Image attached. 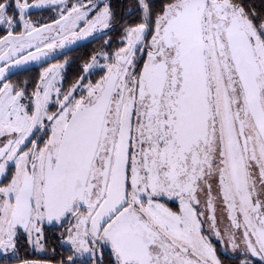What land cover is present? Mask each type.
I'll list each match as a JSON object with an SVG mask.
<instances>
[{"label":"snow or ice","instance_id":"1","mask_svg":"<svg viewBox=\"0 0 264 264\" xmlns=\"http://www.w3.org/2000/svg\"><path fill=\"white\" fill-rule=\"evenodd\" d=\"M101 3L0 0V255L21 234L43 249L47 223L71 252L61 264H105V251L108 264H222L213 240L264 260V13L137 0L124 46L93 56L70 88L63 64L31 92L8 80L109 30ZM48 5L62 6L52 24L26 18Z\"/></svg>","mask_w":264,"mask_h":264},{"label":"flooded vegetation","instance_id":"2","mask_svg":"<svg viewBox=\"0 0 264 264\" xmlns=\"http://www.w3.org/2000/svg\"><path fill=\"white\" fill-rule=\"evenodd\" d=\"M72 1L74 0H67V4L73 3ZM27 2L29 4L38 3V1L36 0H27ZM109 2L110 0H103V3H101L100 6H104L105 3L110 4ZM85 3H87V0H85ZM46 8L52 9V13L50 12L48 16L39 15L38 20L33 18L34 13L43 11V9H46ZM59 9H60L59 5L58 6L48 5V6H44L40 8H33L28 13L26 18L31 20L37 26H41L45 24H52L53 21L59 18V14H58ZM53 13H55L56 16H52ZM114 24L115 23L112 22L110 29L114 27ZM21 30H22V27H18L16 29L17 32ZM109 30H105L101 38L90 41L70 51L65 50V46L68 43H66L64 47L57 46L53 51H51L48 54L47 57H43L41 60H37V61H30V67L28 68L18 71L16 73L13 72V69H14L13 68L11 70V74L8 75V80L12 82L13 84L21 86V87H23L26 82L27 89L29 92H31L35 88L37 82L39 81L40 74L44 71V69L50 67L51 65H53V63L57 62V63H62L64 65L63 69L60 70L59 76H60V84L66 90L70 88L82 75H85L83 72V65L86 63H90L93 56L97 57V60L99 61L100 64L105 63L104 60H100L102 58L100 56V52H97V51H95L90 57H88V60L86 59L87 60L86 62L79 63V64L72 62V54L75 51L93 48L94 47L93 45H95V42L107 36ZM4 35H6V32L0 31V37H3ZM101 74L102 73H100L96 69H93L92 74L90 75L89 78L95 80V79H98ZM219 226L223 228V224H220ZM43 230H44L43 249H39L35 247L33 244L29 242V239L26 235L21 234L17 242V249H16L15 254L9 253L6 256L0 255V260L3 257L7 259L6 261L11 260V262H4L3 264H11L15 262H21L24 260L47 261V262H52L55 264H60L62 261H67V257L71 254V252L69 251L68 246L62 245L58 239V234L62 232L63 229L56 225H48L46 223L43 226ZM213 242L220 247H224V246L228 247L230 256L232 252H235L237 250V249L233 250L231 247V244L228 243L226 240L221 243H217L215 240H213ZM241 248L239 250H241ZM223 253L227 254L228 252L225 251ZM229 253L227 255H229ZM233 254L234 256L238 255V253L236 254L233 253ZM234 256L232 255V257ZM248 256L252 257L255 260L262 261V259L259 256H252L250 253H248ZM108 260H109V256H108L107 251H105L104 253L105 264H108ZM77 264H80V260H77Z\"/></svg>","mask_w":264,"mask_h":264},{"label":"trees","instance_id":"3","mask_svg":"<svg viewBox=\"0 0 264 264\" xmlns=\"http://www.w3.org/2000/svg\"><path fill=\"white\" fill-rule=\"evenodd\" d=\"M167 2V0H151L152 6L155 11H159L162 7V4ZM110 7L114 13L113 22L114 27H112L107 36L95 42L94 47L91 49H82L80 51H75L72 54L73 63H84L88 60L95 51L100 52L104 51H115L116 49L123 47L124 45L120 43V40L123 36V29L126 25H135L141 22V13L138 8L137 0H110ZM242 3L246 7L254 8L257 12L264 13V0H242ZM14 4V0H13ZM129 10H132L131 12ZM52 13V9L46 8L43 11H39L33 14L34 19H39L38 16H48L49 13ZM52 16H56L53 13ZM110 39V44L105 46V41ZM88 52V53H86ZM85 55V56H84ZM87 57V58H86ZM87 59V60H86ZM220 247V246H219ZM244 254H239L237 256H230L222 253L220 260L222 264H240V260L244 258ZM6 258L0 260V264L4 262H11V260L6 261Z\"/></svg>","mask_w":264,"mask_h":264},{"label":"water","instance_id":"4","mask_svg":"<svg viewBox=\"0 0 264 264\" xmlns=\"http://www.w3.org/2000/svg\"><path fill=\"white\" fill-rule=\"evenodd\" d=\"M104 34V32H95L93 33L92 35L88 36V37H83L81 39H78L72 43H68L66 46H65V50L66 51H70V50H73L79 46H82L90 41H93L95 39H98V38H101L102 35ZM30 67V61L27 62L26 64L24 65H19L17 66L16 68L13 69V72L16 73L18 71H21L23 69H26ZM24 262H28V264H55V263H52V262H47V261H39V260H24V261H21V262H15V263H11V264H24ZM61 264V263H60Z\"/></svg>","mask_w":264,"mask_h":264},{"label":"rangeland","instance_id":"5","mask_svg":"<svg viewBox=\"0 0 264 264\" xmlns=\"http://www.w3.org/2000/svg\"><path fill=\"white\" fill-rule=\"evenodd\" d=\"M36 1H38L39 2V0H36ZM73 3H76V0H74V1H72ZM65 3L67 4V0H65ZM73 3H71V4H67L69 7L73 4ZM56 6H58V5H56ZM62 6L61 5H59V8H61ZM101 7H103V6H101ZM99 9H97V11H98ZM59 12H60V9L58 10V14H59ZM81 26H83V25H81ZM100 60H103V59H100ZM53 64H62V63H57V62H55V63H53ZM62 70V69H61ZM59 78H60V76H59ZM214 243V242H213ZM214 245H215V247H216V249H217V256H218V258L220 259V256H221V254L223 253V252H228L229 253V249H228V247H226V246H224V247H219L218 245H216L215 243H214ZM239 249H237L235 252H232L231 253V256L233 255L234 256V254L233 253H238V255L239 254H244L243 253V250H242V248H241V250H239ZM227 253V254H228ZM229 255H230V253H229ZM245 255V254H244ZM244 260H247L248 262H249V264H264V260H262V261H260V260H255V259H253L252 257H249L248 256V254H246L245 256H244V258L242 259V260H240V264H241V262L242 261H244Z\"/></svg>","mask_w":264,"mask_h":264}]
</instances>
